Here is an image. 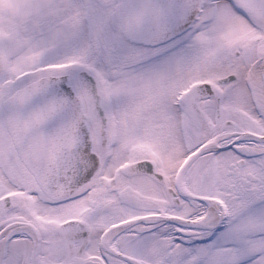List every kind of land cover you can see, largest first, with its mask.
Returning a JSON list of instances; mask_svg holds the SVG:
<instances>
[{
    "label": "snow or ice",
    "instance_id": "snow-or-ice-1",
    "mask_svg": "<svg viewBox=\"0 0 264 264\" xmlns=\"http://www.w3.org/2000/svg\"><path fill=\"white\" fill-rule=\"evenodd\" d=\"M0 264H264V0H0Z\"/></svg>",
    "mask_w": 264,
    "mask_h": 264
}]
</instances>
